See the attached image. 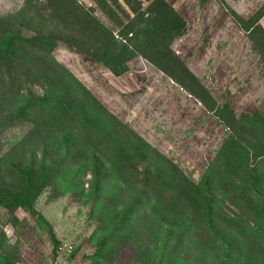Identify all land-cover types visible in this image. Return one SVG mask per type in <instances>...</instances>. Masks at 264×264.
<instances>
[{
  "label": "trees",
  "instance_id": "1",
  "mask_svg": "<svg viewBox=\"0 0 264 264\" xmlns=\"http://www.w3.org/2000/svg\"><path fill=\"white\" fill-rule=\"evenodd\" d=\"M49 1L48 14L38 13L39 17L29 8L0 16V134L14 124L29 127L4 157L28 151V164L17 161L23 170L19 191L8 200L0 195V205L10 213L24 208L47 226L55 252L59 241L33 202L47 184L60 182L65 189L82 193L77 182L86 175L84 196L103 234L93 256L110 260L129 245L134 257L148 264H202L196 253L199 245L216 236L220 219L216 191L226 178L231 183L238 179L242 186L236 202L245 193L252 194L241 203L254 216L264 217V118L258 112L237 114L229 102H220L176 54L171 44L185 33V19L166 0H150L146 6L141 0H121L127 5L122 15L106 0H94L114 23V31L75 0ZM112 3L120 5L119 0ZM231 15L247 32L250 47L259 56L258 67L264 69V28L259 23L264 9L247 19ZM59 42L82 51L116 76L141 56L212 112L228 132L200 182L184 176L158 152L150 154L158 166L143 163L156 151L106 108L89 105L84 97L88 91L55 65L52 53ZM37 164L46 165L49 177L35 190L31 182ZM219 167L222 173L216 172ZM160 226L165 230L155 242L150 232ZM238 262L224 256L217 264ZM0 264L16 263L0 259Z\"/></svg>",
  "mask_w": 264,
  "mask_h": 264
},
{
  "label": "rangeland",
  "instance_id": "2",
  "mask_svg": "<svg viewBox=\"0 0 264 264\" xmlns=\"http://www.w3.org/2000/svg\"><path fill=\"white\" fill-rule=\"evenodd\" d=\"M75 1L90 8L115 31L114 23L94 0ZM149 1L141 0L143 6ZM166 1L187 24L185 33L171 44L176 54L220 102H229L237 114L258 112L264 118V69L258 67L259 56L251 49L247 32L231 15L234 12L247 19L264 9V0H205L203 4L200 0ZM49 2L0 0V16L29 8L39 17L48 14ZM106 2L119 15L122 9L127 10L121 0L119 6L112 0ZM259 23L264 28V16ZM52 57L64 74L88 91L83 95L89 105L106 108L132 129L149 150L156 151L149 155L160 153L184 176L194 183L200 182L228 130L199 100L141 56L134 57L128 63V70L118 76L63 42H59ZM28 128L14 124L0 134V195L5 200L19 191L17 181L23 170L17 161L28 164V151H20L11 159L4 157L9 146L22 138ZM153 155L142 162L158 166ZM217 169V173H222L221 167ZM48 177L46 165L37 164L32 188L39 189L40 180ZM228 179L223 180V187L219 182L216 191L217 208H220L216 236L198 246L197 257L202 264H217L224 256L239 260L236 264H264V217L254 216L241 203L246 195L253 197L244 189V197L236 202L242 186L238 179L233 183ZM87 180L88 176L80 175L77 182L82 184V193L65 189L60 182L56 186L47 184L33 202L59 241L55 252L47 226L38 223L24 208L10 213L0 205V259L16 264H148L136 259L129 245H124L110 260L97 261L93 256L96 240L103 234L98 230L99 219L90 213V202L84 196ZM131 193L128 190L127 197ZM160 227H156V233L150 232L155 242L161 240L165 230Z\"/></svg>",
  "mask_w": 264,
  "mask_h": 264
}]
</instances>
